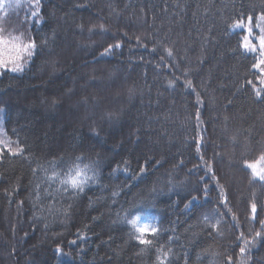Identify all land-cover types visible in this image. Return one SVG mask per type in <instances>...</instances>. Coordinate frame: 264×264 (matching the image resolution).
Instances as JSON below:
<instances>
[{
	"label": "trees",
	"instance_id": "trees-1",
	"mask_svg": "<svg viewBox=\"0 0 264 264\" xmlns=\"http://www.w3.org/2000/svg\"><path fill=\"white\" fill-rule=\"evenodd\" d=\"M28 11L35 0L12 12ZM262 12L264 0H40L39 18L1 23L0 38L37 49L0 75L5 133L25 148L0 159V264H160V249L166 264H264V181L243 163L264 151V89L230 27ZM75 165L95 175L64 191ZM136 214L159 228L151 246L126 223Z\"/></svg>",
	"mask_w": 264,
	"mask_h": 264
},
{
	"label": "snow or ice",
	"instance_id": "snow-or-ice-1",
	"mask_svg": "<svg viewBox=\"0 0 264 264\" xmlns=\"http://www.w3.org/2000/svg\"><path fill=\"white\" fill-rule=\"evenodd\" d=\"M35 6L37 8L36 12H33L32 15L34 17L39 18V8H40V0H35ZM253 26L260 30V34L258 36H254ZM102 27V26H101ZM230 27L232 30L242 29L245 32V35L242 36L240 40V47L248 53L257 54L254 56V62L251 67L260 73V82L264 84V12L260 13L257 17V22L254 24L253 17L251 15L246 17H240L238 20L234 21ZM258 40V45L252 42V38ZM121 44L117 42L115 45H109L104 48V51L101 55H109L112 53L113 48H120ZM37 49V43L34 38H29L27 41L23 40V37H14L12 41H8L0 38V75L5 74L8 71L13 73L22 72L24 70V64L31 59L33 54ZM155 51V49H153ZM169 56L172 55L171 49H166ZM27 58V59H25ZM9 64L13 66L9 68ZM170 86H174L173 82H169ZM249 84L252 81H248ZM186 87L195 89L192 86V82L190 80L185 82ZM255 88V86H253ZM256 97L258 99L264 100V92L260 90H256ZM198 99V103H199ZM196 118L199 119V112L196 113ZM202 137L197 140V151H199ZM16 143L17 147H13L12 144ZM11 154L12 156L21 155L25 152L24 147L19 146V142H11L9 141L6 134H0V159H3L5 153ZM77 159H82L81 157H77ZM244 166L251 170L254 177H257L259 180L264 181V151H262L258 157L254 160H244ZM92 171L93 176L95 175L94 168L91 165H85L81 168L79 165H75L73 168L69 169L66 178L61 180V185L64 191H69L70 189L73 192H82L84 187L87 185L90 179L93 177L88 176V172ZM141 172L144 169L140 170ZM208 171L211 173L212 168L209 167ZM216 179L214 173L213 177ZM218 184V181H217ZM219 186V184H218ZM207 193V189H205V195ZM221 195L223 196V190H221ZM195 199V198H193ZM225 203L227 202V198L224 197ZM257 211V206L255 203L251 204V212L253 217ZM126 223L129 224L133 230L136 241L145 246H151L153 244V239L156 238L159 228L152 226L150 222L142 221V217L138 214L133 215L131 219H126ZM214 228H218V225H212ZM243 235V234H241ZM261 233L257 232L256 236H260ZM75 243V241H72ZM247 241H245V245L247 246ZM245 248H240L241 254L245 252ZM57 251H62L61 249H57ZM161 256L160 264H166V258L168 253L163 251V249L159 250ZM231 257H228L227 260L230 264ZM243 264V261L241 262Z\"/></svg>",
	"mask_w": 264,
	"mask_h": 264
},
{
	"label": "rangeland",
	"instance_id": "rangeland-1",
	"mask_svg": "<svg viewBox=\"0 0 264 264\" xmlns=\"http://www.w3.org/2000/svg\"><path fill=\"white\" fill-rule=\"evenodd\" d=\"M20 3H21V0H0V26H1V23H4L5 28H8V29L13 28V27H17L16 24L15 25L12 24V21L15 18H18L20 16H27V15H31L32 16V12H30V11L22 12L20 14V16H18V17L15 14H13V13H15V12H12V11H14L15 6H18ZM253 22L255 24L257 22V19H253ZM233 32H243L245 34L244 30H242V29H237L235 31L233 30ZM253 33H254V36H258L260 34V30L253 26ZM252 42L256 43L258 45V40H256L254 37L252 38ZM244 52H245V50H244ZM245 53H247V54H249L251 56L257 55V54H254V53H248V52H245ZM256 72L259 73L258 71H256ZM261 86L264 89V84H261ZM72 93H73V91H72ZM106 99L108 101L110 98L106 96V97H104V99L100 100V102L103 103ZM97 107H99V106H97ZM70 109L73 111V113H79V111L83 112L85 110V112L87 114V118H91L93 116V112L91 113L88 110V108L84 107L83 105H78V104L77 105H72V106H70ZM5 119L6 118H5L4 111L0 110V134H6L5 133L6 132L5 131Z\"/></svg>",
	"mask_w": 264,
	"mask_h": 264
}]
</instances>
